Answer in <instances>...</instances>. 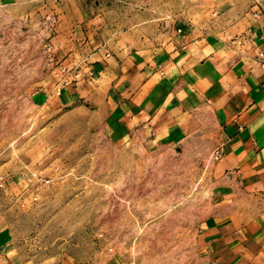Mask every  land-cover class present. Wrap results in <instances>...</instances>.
<instances>
[{
  "label": "rangeland",
  "instance_id": "1",
  "mask_svg": "<svg viewBox=\"0 0 264 264\" xmlns=\"http://www.w3.org/2000/svg\"><path fill=\"white\" fill-rule=\"evenodd\" d=\"M215 3L0 4V264H205L222 140L211 107L196 100L165 139L119 138L101 96L60 106L52 94L92 41L210 21Z\"/></svg>",
  "mask_w": 264,
  "mask_h": 264
},
{
  "label": "crops",
  "instance_id": "2",
  "mask_svg": "<svg viewBox=\"0 0 264 264\" xmlns=\"http://www.w3.org/2000/svg\"><path fill=\"white\" fill-rule=\"evenodd\" d=\"M215 1L210 21L92 41L52 98L64 106L101 96L115 136L154 140L173 136L196 100L207 103L222 140L214 211L200 229L205 264H264V0Z\"/></svg>",
  "mask_w": 264,
  "mask_h": 264
},
{
  "label": "built area",
  "instance_id": "3",
  "mask_svg": "<svg viewBox=\"0 0 264 264\" xmlns=\"http://www.w3.org/2000/svg\"><path fill=\"white\" fill-rule=\"evenodd\" d=\"M256 14H258V12H256Z\"/></svg>",
  "mask_w": 264,
  "mask_h": 264
}]
</instances>
